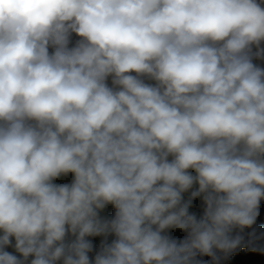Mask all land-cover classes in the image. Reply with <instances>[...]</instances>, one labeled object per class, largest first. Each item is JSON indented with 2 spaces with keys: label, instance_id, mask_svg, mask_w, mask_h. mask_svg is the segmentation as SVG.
Segmentation results:
<instances>
[{
  "label": "clouds",
  "instance_id": "1",
  "mask_svg": "<svg viewBox=\"0 0 264 264\" xmlns=\"http://www.w3.org/2000/svg\"><path fill=\"white\" fill-rule=\"evenodd\" d=\"M262 201L264 0H0V264H220Z\"/></svg>",
  "mask_w": 264,
  "mask_h": 264
},
{
  "label": "trees",
  "instance_id": "2",
  "mask_svg": "<svg viewBox=\"0 0 264 264\" xmlns=\"http://www.w3.org/2000/svg\"><path fill=\"white\" fill-rule=\"evenodd\" d=\"M71 174L66 177H61L56 181V183H70L71 182ZM188 194H185V199H187ZM193 208H197L192 210ZM191 212H195L198 216L202 214L203 205L202 201L197 198L193 201V205L190 208ZM114 214V209L111 206H108L102 213V216L110 217ZM255 236H250L249 233L253 231V229H245L243 233H240L244 237V244L237 249L235 252L230 254L227 258H224L223 254L218 253L220 255L221 260L220 264H249V262H255V264H264V251H256L252 252L250 249L252 247H257L260 249H264V201L261 202L260 206V216L257 219L256 224L254 225ZM235 234V233H234ZM114 237H109L108 240L111 241ZM94 242L96 246V250L99 248V243L104 239L103 237H95L89 238ZM9 252L16 254L13 247H9L7 249ZM18 255V254H17ZM94 256V253L90 254ZM211 264V258L204 256Z\"/></svg>",
  "mask_w": 264,
  "mask_h": 264
},
{
  "label": "rangeland",
  "instance_id": "3",
  "mask_svg": "<svg viewBox=\"0 0 264 264\" xmlns=\"http://www.w3.org/2000/svg\"><path fill=\"white\" fill-rule=\"evenodd\" d=\"M65 183V182H64ZM197 208H193L192 210H195ZM169 234L171 236H173L174 238H183L186 233H183V232H180L179 230H170ZM199 259H202V260H205V261H208L206 258L204 257H198Z\"/></svg>",
  "mask_w": 264,
  "mask_h": 264
}]
</instances>
